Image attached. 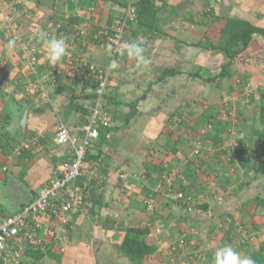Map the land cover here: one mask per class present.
Listing matches in <instances>:
<instances>
[{
  "label": "crops",
  "instance_id": "1",
  "mask_svg": "<svg viewBox=\"0 0 264 264\" xmlns=\"http://www.w3.org/2000/svg\"><path fill=\"white\" fill-rule=\"evenodd\" d=\"M138 1L0 0V222L72 157L69 146L55 144L59 126L84 137L97 96L81 62L110 74L103 99L114 127L88 156L96 175L78 180L81 211L64 224L44 220L42 244L23 246V264H131L121 246L127 229L139 227L152 231L151 264H215L224 245L251 258L264 254V35L253 36L246 63L230 64L211 48L229 18L264 29V0H152L173 11L159 12L156 31L134 21L115 49V21ZM41 31L67 44L57 64L48 61ZM132 42L150 63L121 54ZM25 45L38 52L37 76L21 71ZM36 80L49 101L30 85ZM25 110L21 138L14 127ZM32 138L39 146L17 155Z\"/></svg>",
  "mask_w": 264,
  "mask_h": 264
},
{
  "label": "built area",
  "instance_id": "2",
  "mask_svg": "<svg viewBox=\"0 0 264 264\" xmlns=\"http://www.w3.org/2000/svg\"><path fill=\"white\" fill-rule=\"evenodd\" d=\"M127 11V16L116 20L114 24L116 35L110 39V45L115 49L118 48L121 36L124 35L128 26L137 20L133 5H129ZM23 50L21 71L37 76L39 56L36 48L25 45ZM81 64L86 68L82 74L83 78L95 80L97 96L87 122L81 129L84 137L74 134L65 125L59 126L54 140L55 144L61 147L69 146L72 157L57 166L54 176L42 186L35 199L23 205L16 214L8 216L0 222V257L3 258L5 264L15 263L25 243L30 242L34 247L42 244L40 234L44 220L55 219L64 224L68 222L67 218L70 215L79 213L84 203V197L78 180L96 175L95 166L87 158L93 143L100 139L102 131L107 130L106 137L109 138L110 130L114 127L110 110L105 107L103 99L110 84V74L107 69L99 68L93 64L86 62H81ZM30 85L38 88L41 101H49L50 93L43 83L36 80ZM39 142L38 138L26 139L14 151L17 155H21L27 150L37 148ZM3 171L5 172L6 168H3ZM174 180L175 174L167 177V182L170 185ZM177 197L182 198L183 195L178 194ZM147 208L148 211L153 212L155 204L149 201ZM157 232L159 233L160 230L158 229Z\"/></svg>",
  "mask_w": 264,
  "mask_h": 264
},
{
  "label": "trees",
  "instance_id": "3",
  "mask_svg": "<svg viewBox=\"0 0 264 264\" xmlns=\"http://www.w3.org/2000/svg\"><path fill=\"white\" fill-rule=\"evenodd\" d=\"M134 7L138 18L137 24L140 27H145L150 30L153 29L155 31L157 30L159 12L161 10L173 11V8L169 9L165 4L162 6L156 5L152 0H140L134 3ZM221 34L222 37L218 44H211L212 50L225 54V56L229 58L230 64H234L238 59H240L242 63H246V61H250L251 58L249 48L253 36L255 34L264 35V29L253 26L251 23L244 20L229 18L226 20ZM165 75L170 76L171 74L168 72ZM105 107L108 109V104ZM262 117L264 124V114H262ZM259 136L264 140V128ZM101 138L104 139L108 137L102 133L100 139ZM81 180H83V178H81L80 181ZM24 246L26 250L27 247L35 248L30 242L25 243ZM26 250H24L25 253ZM155 252L151 230L140 227L127 229L125 240L121 246V253L131 264H151L153 261L152 256ZM252 259L255 261V264H264L263 251L261 254H254ZM0 264H5L2 257H0ZM18 264L23 263L19 262Z\"/></svg>",
  "mask_w": 264,
  "mask_h": 264
},
{
  "label": "clouds",
  "instance_id": "4",
  "mask_svg": "<svg viewBox=\"0 0 264 264\" xmlns=\"http://www.w3.org/2000/svg\"><path fill=\"white\" fill-rule=\"evenodd\" d=\"M37 38L41 40L47 47V57L51 64H57L60 62L67 54V44L64 39L49 36L46 32H39ZM17 41L12 38L8 41V47L14 49L16 47ZM110 47V46H109ZM126 53L130 58H135L138 65H147L150 63L146 59L144 53L145 49L140 42H132L124 45L121 49V54ZM118 66L116 60H113L108 67L110 69H115ZM215 264H255V261L249 257L242 255L241 253L235 251L230 245H224L215 250L214 254Z\"/></svg>",
  "mask_w": 264,
  "mask_h": 264
},
{
  "label": "water",
  "instance_id": "5",
  "mask_svg": "<svg viewBox=\"0 0 264 264\" xmlns=\"http://www.w3.org/2000/svg\"><path fill=\"white\" fill-rule=\"evenodd\" d=\"M16 130H18L17 135L21 138L24 137L26 132V125H27V118H28V110H25L24 112H21L19 117L16 116Z\"/></svg>",
  "mask_w": 264,
  "mask_h": 264
},
{
  "label": "rangeland",
  "instance_id": "6",
  "mask_svg": "<svg viewBox=\"0 0 264 264\" xmlns=\"http://www.w3.org/2000/svg\"><path fill=\"white\" fill-rule=\"evenodd\" d=\"M180 9V8H179ZM167 18H168V16H167ZM201 29V32H203V33H205L206 31H207V28H206V26H205V29L203 28V27H201L200 28ZM115 30V29H114ZM115 32H116V30H115ZM207 43V42H206ZM21 62L22 61H20V65H21ZM20 68H21V66H20ZM31 91V90H30ZM35 91H36V89H35ZM37 92V91H36ZM104 102H105V100H104ZM105 105H107V103L105 102ZM108 110H109V108H108ZM14 128H16V127H14ZM13 132V131H12ZM155 207H156V205H155ZM151 213H153V212H151ZM20 258H21V254L17 257V259L15 260V263L14 262H12V264H17L19 261H20Z\"/></svg>",
  "mask_w": 264,
  "mask_h": 264
}]
</instances>
